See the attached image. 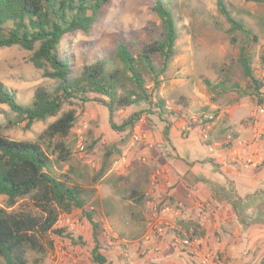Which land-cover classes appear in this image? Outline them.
Returning a JSON list of instances; mask_svg holds the SVG:
<instances>
[{
  "label": "rangeland",
  "instance_id": "374dc122",
  "mask_svg": "<svg viewBox=\"0 0 264 264\" xmlns=\"http://www.w3.org/2000/svg\"><path fill=\"white\" fill-rule=\"evenodd\" d=\"M156 1L158 0H111L101 10L97 22L88 34L76 32L63 38L61 53L72 55L74 64L78 66L82 63L79 49L97 47L100 51L112 52L120 40L130 42L136 39L138 43L147 42L150 31L161 32V22L153 11ZM159 1L171 9L179 29L177 56L159 91L166 107L174 109L264 105V90L259 98L263 103L258 104V99L246 89L247 82L243 79L238 63L239 50L245 43V37L240 32L230 33L229 25L217 11L216 0ZM225 1L232 15L242 20L257 38L256 44L249 41L246 50L255 77L264 81V64L260 62L264 53V5L244 3L241 0ZM97 48L88 50L89 56H92ZM31 56L32 53L19 47L0 50V82L14 90L18 100L24 105L32 103L36 89L56 86L55 81L44 78L42 71L34 68L30 62ZM225 67H230L232 81L238 85L239 90L215 96L207 90L203 81L217 83L221 78L220 70L226 69ZM180 99H184V103L181 104ZM132 107L118 111L112 121L119 126L133 114L140 116L139 121L133 127L116 132L109 127L106 108L91 95L72 100L63 106L61 113L73 110L77 122L65 140L71 150V157L66 163L54 164V173L56 176L69 177L86 192V198L85 207L82 210H73L66 217L62 215L56 229H63L75 240L81 241L71 243L67 239L49 235L47 241L52 242L53 251H48L42 257L43 264H94L91 251L95 241L98 242L99 253L106 259L107 264H123L126 257H131L133 264V244L147 232L153 203L161 200L170 202L166 193L159 192L160 186L167 180L163 158H167L169 154L177 155L179 149L177 146L167 148L160 140L169 141L171 134L186 139L189 134L187 128L192 129L191 117L197 118L199 112L187 115L188 120L185 121L181 117L183 113L172 110L181 118L180 123L179 118L171 121L160 118L152 106L145 103ZM55 119L35 122L27 129L25 123L15 125V115L7 106L0 104L1 135L11 141L39 143L43 148H48L53 161L54 142L40 141L39 136ZM168 123H172V126L167 129ZM134 135L141 136L142 139L134 141ZM263 138L264 135L259 133L258 141L261 142ZM198 139L204 142L200 133ZM79 142L83 146L82 150L79 149ZM112 147L117 149L118 153L110 159V168L106 174L97 179L104 155ZM123 154L126 155L124 162L121 161ZM156 170L162 173V177L157 183V194L154 195L155 192L149 194L148 191L150 176ZM132 192L143 195L145 200L136 204L129 198ZM221 196L226 198L223 194ZM228 198L231 202L236 199L231 193ZM249 200L248 204H241L236 199L233 208L230 205L226 207L230 203L222 205L223 203L219 202L218 221L216 223L212 218L211 221H214L215 225L206 223L204 227L207 226V229L201 230L200 224L192 220L182 221L185 227L197 224L204 233L210 229L208 234L218 247L215 250L222 252L229 264H257L260 257L264 256V194L255 195L253 200L249 197ZM4 207L5 198L1 197L0 208ZM9 213L40 216V212L28 198L19 200ZM86 213L90 214L93 222L97 224L95 241L92 226L85 217ZM68 223L75 225L74 230H68ZM47 241L41 240V244L44 246ZM224 242L233 253L230 257L225 248H219ZM39 257L35 252L28 253L30 263ZM172 257L178 259L180 264H196L195 260L182 253L178 258L175 255ZM150 261L164 262L157 255ZM0 264H4L1 259Z\"/></svg>",
  "mask_w": 264,
  "mask_h": 264
},
{
  "label": "trees",
  "instance_id": "16d2710c",
  "mask_svg": "<svg viewBox=\"0 0 264 264\" xmlns=\"http://www.w3.org/2000/svg\"><path fill=\"white\" fill-rule=\"evenodd\" d=\"M110 1L0 0V50L19 47L32 53L30 62L34 68L42 71L44 78L56 82L55 87L36 89L30 105L22 104L15 91L0 82V104L7 106L15 115V125L25 123L28 129L35 122L56 118L39 136L40 141L54 142V161L48 148H43L39 143L11 141L0 133V198H5V207L0 208V259L4 264H43L42 257L48 251H53L52 242L47 241L49 235L67 239L71 243L81 241L75 240L63 229H56L62 215L85 207L86 198V192L69 177L54 173V164L66 163L71 157L65 140L77 122L73 110L61 113L65 104L93 96L106 108L109 127L116 132L133 127L140 116L133 114L117 126L112 121L114 115L140 103L152 106L160 118L168 121L179 118L174 111L167 109L159 93L162 81L177 56L179 36L173 12L161 1H156L153 7L161 22V32L150 31L147 42L120 40L112 52L91 47L88 50L97 48L92 56H89L87 49H79L82 63L78 66L74 64L72 55L61 53L63 38L76 32L88 34L97 22L99 13ZM241 1L264 5V0ZM216 7L229 25L230 33L240 32L245 37V43L239 50L238 63L247 82V91L258 99V104H262L259 98L262 97L264 81L255 77L246 50L249 41L256 44L257 38L242 20L232 15L225 0H216ZM260 62L264 64V53ZM225 68L220 70L221 78L217 83L203 81L207 90L215 96L239 90L232 81L230 67ZM180 103H184V99H180ZM168 124L167 129L172 126V123ZM201 125L206 126L207 121H202ZM116 152L114 147L107 150L97 179L109 170L110 159ZM25 198L32 201L40 216L9 213L19 200ZM129 198L136 204L145 200L143 195L136 192H132ZM85 217L92 226L95 241L97 224L90 214L86 213ZM180 224L185 227L184 222ZM188 227L193 228L195 236L204 237L205 233L197 224ZM41 240L47 241L44 246ZM29 251L40 257L30 263ZM91 258L94 264H107L99 253L97 241ZM259 264H264V256Z\"/></svg>",
  "mask_w": 264,
  "mask_h": 264
},
{
  "label": "crops",
  "instance_id": "0c3cea01",
  "mask_svg": "<svg viewBox=\"0 0 264 264\" xmlns=\"http://www.w3.org/2000/svg\"><path fill=\"white\" fill-rule=\"evenodd\" d=\"M167 109L183 113L181 117L185 121L188 120L187 115L199 112L197 119L207 121L205 127L209 140L202 142L198 139L200 127L193 120L192 129L187 128L189 134L186 139L171 134L169 141L160 140L167 148L177 146L179 151L177 155L169 154L167 158H163L167 180L158 188L159 192L169 196L170 202L156 201L152 207H156L158 212L164 207L174 209L180 220L197 222L203 230L207 229V226L204 227L206 223L215 225L214 221H211L212 218L217 223L219 202H222V205L230 203L226 207L230 205L233 208L236 199L241 204H248L249 197L253 200L255 195L264 194V138L261 142L258 141L259 133L264 135V120L261 119L257 127L253 126L252 116L256 107L212 106L174 109L167 107ZM179 120L181 123V118ZM158 188L155 193L153 192L154 195L157 194ZM218 192L226 198L223 199ZM148 193L150 194L149 191ZM230 193L236 197L232 202L228 198ZM208 219L210 220L207 221ZM208 230L201 239L215 250L218 247L210 238ZM262 232L264 242V231ZM159 247L160 252L157 256L164 264H180L178 259L172 257L175 255L178 258L180 255L172 246V235L165 236ZM219 248H225L227 255L232 256L233 253L229 251L227 243L220 244ZM170 256L172 258L167 260L166 257Z\"/></svg>",
  "mask_w": 264,
  "mask_h": 264
},
{
  "label": "built area",
  "instance_id": "2783aa9c",
  "mask_svg": "<svg viewBox=\"0 0 264 264\" xmlns=\"http://www.w3.org/2000/svg\"><path fill=\"white\" fill-rule=\"evenodd\" d=\"M204 119L207 120L206 117H204ZM261 119L264 120V105L256 107L255 113L252 116L253 126L257 127ZM191 120H193L194 123L199 124L200 136L203 141L206 142L208 140V130L207 127L201 125L203 120L197 119L196 117H192ZM140 139H142L141 136H133L134 141ZM79 149H83L80 142ZM125 157L126 155L123 154L121 158L122 162L125 161ZM161 177L162 173L159 170L154 171L150 176V194L155 191L157 183ZM64 216L66 217L67 215ZM181 221L180 216H178L177 211L174 209L164 207L158 212L156 207H152V214L150 215L149 223L147 225V232L139 241H136L133 244V264H164L163 262L158 261L152 262L150 259L160 252L159 244L167 235H172V246L178 251V253H182L192 260H195L196 264H229L227 258L222 252L211 249L206 242L195 236L192 227H188L187 229L181 227ZM67 227L69 231H72L74 230L75 225L68 223ZM131 259V257H126L123 264H132Z\"/></svg>",
  "mask_w": 264,
  "mask_h": 264
}]
</instances>
